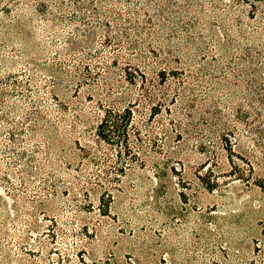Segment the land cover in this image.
Segmentation results:
<instances>
[{
	"label": "rangeland",
	"instance_id": "1",
	"mask_svg": "<svg viewBox=\"0 0 264 264\" xmlns=\"http://www.w3.org/2000/svg\"><path fill=\"white\" fill-rule=\"evenodd\" d=\"M26 1L0 0V30ZM45 1L29 57L0 60L21 81L0 82V264H264V0H159L139 59L144 20ZM28 96L58 129L28 128ZM108 106L132 112L126 144L97 135Z\"/></svg>",
	"mask_w": 264,
	"mask_h": 264
},
{
	"label": "trees",
	"instance_id": "2",
	"mask_svg": "<svg viewBox=\"0 0 264 264\" xmlns=\"http://www.w3.org/2000/svg\"><path fill=\"white\" fill-rule=\"evenodd\" d=\"M159 0H52V5L55 10L63 9L64 6L70 4V3H76L78 5H82L81 8L88 9L90 12V16H92L93 20L99 22L100 20H106L104 22V26H109L108 21L113 22L117 27H119L121 24H124L123 22H131L135 20H144V24H148L147 26L143 27L144 31L141 33L140 27L136 26L134 28H130L129 31L131 33L130 38L131 40L137 45L135 48V53H133V56H136L137 59L140 57H145L144 55L146 52L144 49H142L141 45H139V42L136 41V37L140 34H143L144 37L147 35L148 38L153 37V35L157 36L158 33L163 30V28L158 24L157 21L159 20V16L161 15V5L158 3ZM35 6L30 5L27 1L23 4H18L15 6L14 11H16L15 15L10 17L6 23L3 24V29L0 30V38L1 42H3L1 46L0 51V60L2 58L8 57V52H12L14 49L17 50L19 53L25 54L27 57L30 55V49L26 48H20L16 47L14 43L17 42L18 39H23V34L30 35L32 31V18L28 16V13H30V9L33 7L35 11L40 12V16L44 18L42 20L46 22H53L54 18H52L49 15H53V13L50 10V6H48V3L45 0H34ZM133 4H135L133 6ZM77 5V6H78ZM150 7V8H149ZM81 15H84L82 10H78ZM27 16V17H26ZM55 17V15H53ZM51 24V23H50ZM98 25H101L100 22ZM48 27L44 26L43 28L46 29ZM49 27L52 28L50 25ZM91 28L94 29L95 26L93 24L90 25ZM54 28V27H53ZM126 32V29L124 30ZM134 36V37H132ZM20 37V38H19ZM134 38V39H133ZM142 38V36L140 37ZM134 44V45H135ZM10 49V50H7ZM8 51V52H7ZM16 54V53H15ZM19 56V55H16ZM144 60V59H143ZM158 61H161V58L157 59ZM156 60V62H157ZM26 68L23 69V74H26L33 69L28 64H30L31 58L27 59L26 61ZM33 63V62H32ZM159 63V62H158ZM1 64V61H0ZM157 71L158 76H165L168 72L163 65H159ZM134 69V70H132ZM125 77L126 79H129L131 82H133L137 76L143 79H146V74L144 71L139 70L138 68H132L131 70L124 69ZM9 76V75H8ZM7 76V77H8ZM29 76L32 79V75L29 74ZM7 81L3 82L2 80L0 82L2 83H13L16 87L20 85L21 81L17 79V77H9ZM26 83V82H25ZM26 89L29 90V81L26 83ZM7 92L0 89V101L1 103L5 102ZM38 96H40L37 93ZM36 96L34 98L27 97L25 98L26 103L28 107L26 109H15L17 110L18 114L22 116L23 121H26L27 124H29V129H47L49 132V129H58L56 125L51 123V121L48 119L47 116V106L48 103H46L44 100L41 101L39 97ZM52 99H56L55 95H52ZM5 105H0V107L5 108ZM23 110V111H22ZM61 123V128L65 125V119L62 117H58ZM132 120V112L130 108H117V107H105L103 109V116L100 119L99 123L97 124L95 129H99V132L97 135L101 137L104 141L114 140V139H121L123 137L124 144L127 143V129H129V126L131 124ZM58 126V125H57ZM75 128V127H74ZM119 131V133H118ZM118 143V142H117ZM126 147V146H125ZM45 160H48V156L45 157ZM44 168V167H43ZM43 190H47L44 188Z\"/></svg>",
	"mask_w": 264,
	"mask_h": 264
}]
</instances>
